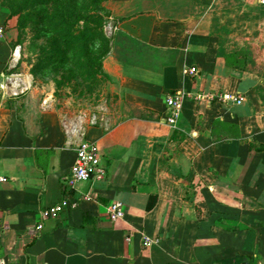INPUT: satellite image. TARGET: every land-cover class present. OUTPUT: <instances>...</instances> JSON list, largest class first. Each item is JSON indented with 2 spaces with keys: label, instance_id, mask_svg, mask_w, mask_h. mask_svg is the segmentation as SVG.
I'll list each match as a JSON object with an SVG mask.
<instances>
[{
  "label": "crops",
  "instance_id": "crops-1",
  "mask_svg": "<svg viewBox=\"0 0 264 264\" xmlns=\"http://www.w3.org/2000/svg\"><path fill=\"white\" fill-rule=\"evenodd\" d=\"M99 2L101 71L120 106L89 118L64 116L54 86L21 70L0 9V264H264V5ZM81 144L103 178L69 188ZM64 199L76 206L42 219Z\"/></svg>",
  "mask_w": 264,
  "mask_h": 264
},
{
  "label": "rangeland",
  "instance_id": "rangeland-1",
  "mask_svg": "<svg viewBox=\"0 0 264 264\" xmlns=\"http://www.w3.org/2000/svg\"><path fill=\"white\" fill-rule=\"evenodd\" d=\"M100 6L98 0H0V9L8 11L16 42L22 46L21 70L33 73L38 84L53 85L56 107L71 119L89 118L100 107L111 114L120 106L108 96L101 71L104 57L97 53L98 48L104 52L106 45L105 40H96L104 24L98 20L99 13L104 15ZM89 17L97 23L87 25Z\"/></svg>",
  "mask_w": 264,
  "mask_h": 264
},
{
  "label": "built area",
  "instance_id": "built-area-1",
  "mask_svg": "<svg viewBox=\"0 0 264 264\" xmlns=\"http://www.w3.org/2000/svg\"><path fill=\"white\" fill-rule=\"evenodd\" d=\"M261 5H264V0H259ZM5 28L0 25V40L4 36ZM190 72L195 74L196 71L194 68L190 69ZM206 99L209 101H213L217 99V101H221L226 104H239L240 99L230 95H222L221 97L215 98L213 95L206 96ZM182 96H168L166 99V104L168 106L169 116L168 122L174 125L180 114V104H181ZM103 170L100 168L98 161L96 159L95 150L93 147L85 144H81L76 150V160L73 167V171L71 176L67 179V186L71 188L77 182L88 181L90 179H98L101 180L103 178ZM0 181H4V179H0ZM76 204H70L67 200L61 201L54 206L44 208L41 211V217L43 220L50 218H57L60 216L66 209L74 208ZM107 214L111 221H116L123 217V209L120 203H112L107 207ZM41 229V226H38L37 231Z\"/></svg>",
  "mask_w": 264,
  "mask_h": 264
},
{
  "label": "trees",
  "instance_id": "trees-1",
  "mask_svg": "<svg viewBox=\"0 0 264 264\" xmlns=\"http://www.w3.org/2000/svg\"><path fill=\"white\" fill-rule=\"evenodd\" d=\"M98 3H100L99 2V0H98ZM100 12H104V14H105V10L100 6L99 7V9H98ZM99 16H98V20H102L103 18H102V14L101 13H99L98 14ZM95 21V20H94ZM93 17H89V19H88V22H87V25H88V23L91 25V24H93ZM96 22V21H95ZM97 23V22H96ZM96 26V25H95ZM101 26V23L99 22V24H98V26L97 27H100ZM87 26H85V28H86ZM82 33H83V41H86V38H85V36L87 35V33H86V30L85 29H83V31H82ZM97 35V41L98 42H100V41H103V40H105L106 41V39H104L103 38V36L101 35V34H96ZM95 35V36H96ZM103 39V40H102ZM99 50H97V53L99 54V56L100 57H104L106 54H107V52H108V50H107V41H106V45H105V51L104 52H102L101 50H100V48H98Z\"/></svg>",
  "mask_w": 264,
  "mask_h": 264
}]
</instances>
